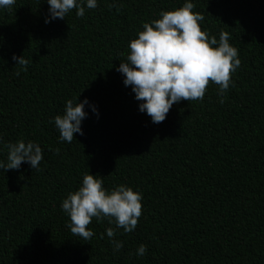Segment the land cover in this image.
Returning <instances> with one entry per match:
<instances>
[{
  "label": "trees",
  "instance_id": "obj_1",
  "mask_svg": "<svg viewBox=\"0 0 264 264\" xmlns=\"http://www.w3.org/2000/svg\"><path fill=\"white\" fill-rule=\"evenodd\" d=\"M185 2L97 0L49 23L47 0L0 8V161L21 139L44 157L39 170H0V264H264V0H190L201 29L228 32L238 49L223 104L210 82L202 100L173 104L156 124L117 71L143 23ZM85 98L83 135L61 141L54 117ZM85 173L142 194L133 231L93 218L90 241L72 236L61 204Z\"/></svg>",
  "mask_w": 264,
  "mask_h": 264
},
{
  "label": "clouds",
  "instance_id": "obj_2",
  "mask_svg": "<svg viewBox=\"0 0 264 264\" xmlns=\"http://www.w3.org/2000/svg\"><path fill=\"white\" fill-rule=\"evenodd\" d=\"M15 2L0 0V8L10 9ZM47 3L49 16L45 23L64 19L73 9H76L77 17H83L85 8L98 6L97 0H47ZM114 6L109 5L110 8ZM194 8L195 4L187 0L181 7L162 10L158 19L143 23L137 38L128 44L130 51L126 61L117 68L124 76L125 86H130L135 99L140 101L139 110L150 116L153 123L163 122L173 104L181 100H202L210 82L218 86L219 102L223 104L222 94L232 85V74L241 64L238 49L229 42L230 34L221 31L218 40L215 36L210 38L199 23L204 19L203 15L193 12ZM13 60L15 65L27 71L29 60L23 55L17 57L14 54ZM15 75L19 76L20 71L17 70ZM87 104V98L76 104L69 99L64 113L54 117L61 141L71 143L75 133L83 135L81 122L87 116L84 110ZM91 107L98 116L96 107ZM5 146L7 162L0 161V170L19 169L25 162L39 170L44 159L39 144L21 139ZM54 151L59 154L60 149ZM142 198L140 192L123 184L106 190L102 178L85 173L81 186L67 194L61 208L70 219L67 227L72 236L90 241L94 233L88 226L93 218L97 222L107 219L124 232L133 231L142 215ZM106 233L114 252L123 248V242L114 239V228H107ZM146 251V246L140 244L136 255L143 256Z\"/></svg>",
  "mask_w": 264,
  "mask_h": 264
}]
</instances>
